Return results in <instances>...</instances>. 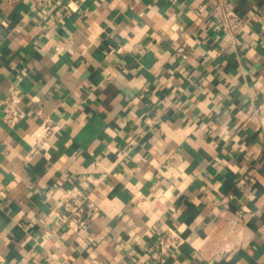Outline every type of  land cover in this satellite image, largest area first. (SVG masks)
I'll return each mask as SVG.
<instances>
[{"label": "crops", "instance_id": "0c3cea01", "mask_svg": "<svg viewBox=\"0 0 264 264\" xmlns=\"http://www.w3.org/2000/svg\"><path fill=\"white\" fill-rule=\"evenodd\" d=\"M0 264H264V0H0Z\"/></svg>", "mask_w": 264, "mask_h": 264}, {"label": "built area", "instance_id": "2783aa9c", "mask_svg": "<svg viewBox=\"0 0 264 264\" xmlns=\"http://www.w3.org/2000/svg\"><path fill=\"white\" fill-rule=\"evenodd\" d=\"M220 11V9H218ZM222 12L221 22L229 27L231 31H239L246 25V20L239 16L235 10L232 8L226 7ZM5 111V120L9 123H15L20 118L24 117L26 114L25 109L21 105V97L19 93L15 90L7 99L4 107ZM41 132L45 135H50L53 131V126L50 124H42ZM64 201L65 207L70 211V221L77 220L79 223H86L85 219L82 218L85 212L86 205L89 210H94L95 206L92 201L87 200L85 197L79 198L78 196L69 195L65 198ZM172 237L167 236L160 239L161 248L163 251L175 246L180 241V237L177 234H172ZM179 237V238H178ZM166 239V241H165Z\"/></svg>", "mask_w": 264, "mask_h": 264}]
</instances>
